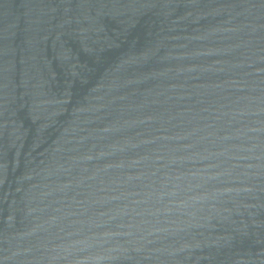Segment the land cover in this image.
Returning <instances> with one entry per match:
<instances>
[{
	"label": "water",
	"instance_id": "95a60500",
	"mask_svg": "<svg viewBox=\"0 0 264 264\" xmlns=\"http://www.w3.org/2000/svg\"><path fill=\"white\" fill-rule=\"evenodd\" d=\"M0 264H264V0H0Z\"/></svg>",
	"mask_w": 264,
	"mask_h": 264
}]
</instances>
